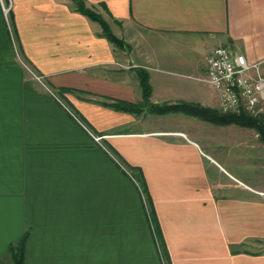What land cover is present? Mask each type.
Wrapping results in <instances>:
<instances>
[{"label":"crops","instance_id":"0c3cea01","mask_svg":"<svg viewBox=\"0 0 264 264\" xmlns=\"http://www.w3.org/2000/svg\"><path fill=\"white\" fill-rule=\"evenodd\" d=\"M85 1L125 49L74 0H0V264L26 233V264H264L222 229L231 123L197 113L225 115L211 50L264 60V0Z\"/></svg>","mask_w":264,"mask_h":264},{"label":"rangeland","instance_id":"374dc122","mask_svg":"<svg viewBox=\"0 0 264 264\" xmlns=\"http://www.w3.org/2000/svg\"><path fill=\"white\" fill-rule=\"evenodd\" d=\"M256 119L260 120L259 124L261 123L262 126L259 125L260 127L255 128L236 123H231L230 126V159L234 170L229 173L231 175L235 173L243 179L241 182L231 179L230 185L246 192V205L241 203L240 210H235L232 206L230 226L228 228L224 224L222 229L225 234H228L229 230L230 235H245L246 241L236 245L245 244L248 253L260 255L264 253V118ZM107 149L109 150V148ZM118 164L140 192L144 205V219H146L151 233L162 235L158 213L153 210L154 206L144 188L142 172L138 169H130L122 162H118ZM225 214L227 221V213L225 212ZM222 221L220 222L223 223ZM10 262L5 260L4 264Z\"/></svg>","mask_w":264,"mask_h":264},{"label":"built area","instance_id":"2783aa9c","mask_svg":"<svg viewBox=\"0 0 264 264\" xmlns=\"http://www.w3.org/2000/svg\"><path fill=\"white\" fill-rule=\"evenodd\" d=\"M4 12L8 16L5 6ZM202 80L217 90L222 113L264 118V60L249 63L241 54L216 47L209 53Z\"/></svg>","mask_w":264,"mask_h":264},{"label":"trees","instance_id":"16d2710c","mask_svg":"<svg viewBox=\"0 0 264 264\" xmlns=\"http://www.w3.org/2000/svg\"><path fill=\"white\" fill-rule=\"evenodd\" d=\"M74 1L76 2V10L78 12L87 16L89 19L98 22L102 26L105 36L112 43L116 44L122 49H125V44L112 34L109 24L103 19V17L97 11H95L93 8L88 7L85 0H74ZM142 87L145 96L146 97L149 96L150 86L148 84L147 77L142 79ZM122 108L128 111V110H132L133 107L129 105H122ZM197 113L200 116L218 121L219 123H236V124L246 125L255 128L262 126L261 123L259 124L260 120L246 115H235V114L209 115L208 111L201 109H197ZM28 237H29V233H26L17 243L12 244L9 247L8 255L10 256L12 264H26V247H27Z\"/></svg>","mask_w":264,"mask_h":264}]
</instances>
